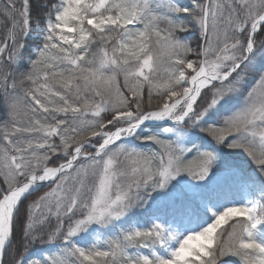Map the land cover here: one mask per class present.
Wrapping results in <instances>:
<instances>
[{
	"label": "snow or ice",
	"instance_id": "obj_1",
	"mask_svg": "<svg viewBox=\"0 0 264 264\" xmlns=\"http://www.w3.org/2000/svg\"><path fill=\"white\" fill-rule=\"evenodd\" d=\"M0 17V264H264V0Z\"/></svg>",
	"mask_w": 264,
	"mask_h": 264
},
{
	"label": "trees",
	"instance_id": "obj_2",
	"mask_svg": "<svg viewBox=\"0 0 264 264\" xmlns=\"http://www.w3.org/2000/svg\"><path fill=\"white\" fill-rule=\"evenodd\" d=\"M50 2H54V0H50ZM182 3H187V0H182ZM33 15H35V10L33 11ZM0 19H3V17H0ZM2 35H3V32L0 31V36H2ZM194 43H195V40H194ZM250 85H248V86H250ZM154 103H155V101H154ZM145 131H148V130L146 129ZM136 143H139V142L137 141ZM225 191H227L226 187H225ZM43 192H44V190H40V192H38V193L32 195L31 197H29V200L36 199L39 195L43 194Z\"/></svg>",
	"mask_w": 264,
	"mask_h": 264
},
{
	"label": "rangeland",
	"instance_id": "obj_3",
	"mask_svg": "<svg viewBox=\"0 0 264 264\" xmlns=\"http://www.w3.org/2000/svg\"><path fill=\"white\" fill-rule=\"evenodd\" d=\"M251 83H252V81L249 80L248 85H250ZM40 190H44V192H45V191H48V188L47 187H42V188L39 189L38 192H40ZM38 192L33 193V195L36 194V193H38Z\"/></svg>",
	"mask_w": 264,
	"mask_h": 264
}]
</instances>
